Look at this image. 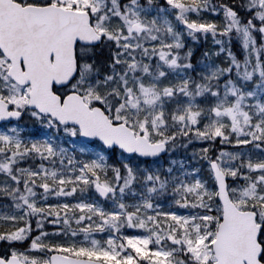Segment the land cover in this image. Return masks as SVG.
Listing matches in <instances>:
<instances>
[{
    "label": "snow or ice",
    "instance_id": "snow-or-ice-1",
    "mask_svg": "<svg viewBox=\"0 0 264 264\" xmlns=\"http://www.w3.org/2000/svg\"><path fill=\"white\" fill-rule=\"evenodd\" d=\"M0 264H264V0H0Z\"/></svg>",
    "mask_w": 264,
    "mask_h": 264
}]
</instances>
